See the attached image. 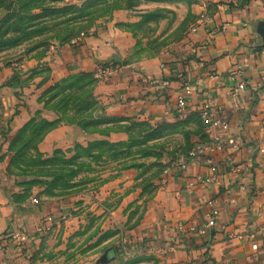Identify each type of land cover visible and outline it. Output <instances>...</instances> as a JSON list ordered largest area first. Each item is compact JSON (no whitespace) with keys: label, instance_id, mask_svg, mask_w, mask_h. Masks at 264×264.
Here are the masks:
<instances>
[{"label":"rangeland","instance_id":"obj_1","mask_svg":"<svg viewBox=\"0 0 264 264\" xmlns=\"http://www.w3.org/2000/svg\"><path fill=\"white\" fill-rule=\"evenodd\" d=\"M224 1L264 14V0ZM212 3L0 0V160L13 181L10 199L56 217L47 226L16 222L0 240V264H96L110 248L109 264H167L164 188L202 139L199 119L187 109L155 122L116 113L107 85L115 73L166 65ZM92 38L108 46V58L93 71L66 72L63 51ZM102 66L116 72L106 79ZM22 111L27 120L13 130Z\"/></svg>","mask_w":264,"mask_h":264},{"label":"crops","instance_id":"obj_2","mask_svg":"<svg viewBox=\"0 0 264 264\" xmlns=\"http://www.w3.org/2000/svg\"><path fill=\"white\" fill-rule=\"evenodd\" d=\"M212 2L204 7V22L167 57L166 65L149 73H115L107 91L116 113L154 122L172 120L178 97L185 96L186 111L199 119L200 141L223 138L222 150L191 161L186 170L169 173L164 221L160 220L169 243L167 264H264V37L260 32L264 14L224 0ZM107 49L101 39L92 38L65 49L61 64L66 72L93 71L108 58ZM205 104L228 118L229 131L204 125ZM26 120L22 111L11 127L16 130ZM64 129L68 135L77 131L73 126ZM4 152L0 145V157ZM5 169V161L0 160V240L16 222L54 221L53 208L31 210L26 203L17 207L11 201L13 181ZM192 181L195 184L190 186ZM210 200L220 211L218 217L211 214ZM179 222L186 229L204 227L208 237L178 232Z\"/></svg>","mask_w":264,"mask_h":264},{"label":"built area","instance_id":"obj_3","mask_svg":"<svg viewBox=\"0 0 264 264\" xmlns=\"http://www.w3.org/2000/svg\"><path fill=\"white\" fill-rule=\"evenodd\" d=\"M116 72V70L112 66H102L101 69L98 71L99 75L102 77L108 79L112 74ZM187 107V102L185 96H179L177 99V113L184 112ZM202 119L204 122V125L207 128L210 129H216L220 132H227L230 129V123L228 118L224 117L223 115L219 113H213L211 106L209 104H205L202 107ZM224 142L221 135L215 136V138L212 140V143L209 142H202L200 141L194 149L188 153V155L182 157L180 160H178L174 164V170H186L190 164L191 161H195L199 157L205 156L208 153H214L217 150H222L224 148ZM195 184L194 181L191 182L190 186H193ZM208 204L212 207V216L218 217L220 215V211L216 209L215 201L210 200ZM45 225V224H44ZM213 225V221L211 222V226ZM47 226V225H46ZM178 232L180 233H191L196 234L197 236L207 238L206 231L204 227L199 226H191L188 229L185 228L184 223L179 222L177 224ZM13 238L18 239L20 241H24L28 238L26 233H14Z\"/></svg>","mask_w":264,"mask_h":264},{"label":"water","instance_id":"obj_4","mask_svg":"<svg viewBox=\"0 0 264 264\" xmlns=\"http://www.w3.org/2000/svg\"><path fill=\"white\" fill-rule=\"evenodd\" d=\"M260 32L264 37V22L260 23ZM115 259V251L110 248L96 261V264H109Z\"/></svg>","mask_w":264,"mask_h":264},{"label":"trees","instance_id":"obj_5","mask_svg":"<svg viewBox=\"0 0 264 264\" xmlns=\"http://www.w3.org/2000/svg\"><path fill=\"white\" fill-rule=\"evenodd\" d=\"M26 126H27V125H26ZM26 126H25V127H26ZM50 126H51V124H50Z\"/></svg>","mask_w":264,"mask_h":264}]
</instances>
